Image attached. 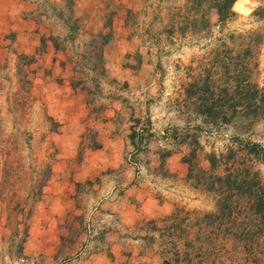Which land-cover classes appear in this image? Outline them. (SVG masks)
<instances>
[{"label": "rangeland", "instance_id": "374dc122", "mask_svg": "<svg viewBox=\"0 0 264 264\" xmlns=\"http://www.w3.org/2000/svg\"><path fill=\"white\" fill-rule=\"evenodd\" d=\"M143 1V7L125 13L142 30L137 50L124 56L132 71L115 78L104 70L96 50L104 35L90 38L77 30L81 23L74 21L76 15L87 7H74L72 0H0V264H264L263 221L241 208L231 215L233 221L225 215L204 217L216 211L218 192L206 189L207 174L198 171L221 175L227 167L245 166L264 182V163L245 150L247 142L264 146V115L253 107L226 109L230 95H248L241 93L245 80L264 93V0H234L222 19L214 5L219 0ZM47 46L68 54L75 63L71 85L86 93L78 135L70 132L71 110L46 108L53 99L48 92L53 88L45 81L51 69L41 57ZM141 62L147 69L135 77ZM139 80L154 81L141 84L142 89L148 85L149 97L126 95L128 85ZM236 83L238 93L231 94ZM221 86H227V93ZM200 97L226 102L212 114L229 119L206 121L196 111ZM108 98L119 101V111L135 107L142 116L131 129L142 131L144 146L133 156V147L122 148L124 165H135L151 149L158 161L165 150L175 156L165 165L163 160L135 169L128 181L134 192L149 190L159 203L169 199L171 211L130 228H122L111 209L127 187L120 177L123 165L90 180L74 178L84 142L90 149L99 147L95 118ZM131 121L121 118L117 128ZM62 125L66 133L60 131ZM151 128L162 146L148 147ZM191 153L187 178L183 157ZM209 153L216 156L213 169ZM57 159L72 161L58 167L68 171L65 182L60 172L51 176ZM168 163L174 171L167 173ZM68 186L74 193L61 196L58 188Z\"/></svg>", "mask_w": 264, "mask_h": 264}, {"label": "crops", "instance_id": "0c3cea01", "mask_svg": "<svg viewBox=\"0 0 264 264\" xmlns=\"http://www.w3.org/2000/svg\"><path fill=\"white\" fill-rule=\"evenodd\" d=\"M142 3H144L143 0H72V6L74 7H87L85 11H82L80 16L76 15L75 20L71 18V20L81 23V27H78L77 29L78 32L90 38L101 34L105 36V42L99 44L96 50L101 55L104 70H106V72L112 77H120L123 73H127L126 71H132L127 64H124L126 61L124 56L132 54L137 50L136 41L138 40H136V38H140L142 30L139 25L135 27V22L128 19L129 17H127L125 13L127 8H139ZM143 6L144 4L142 7ZM149 22L150 18L149 20H145L144 25L145 23L148 25ZM139 23L140 21L138 20V24ZM139 51L140 49L138 48V52ZM52 55H55V57L52 58ZM41 57L45 65L51 69L49 73L50 75H47L45 81H48L50 87L52 86L53 88V90L48 91L52 92L51 97H53V99L47 100L46 108L49 111L52 110V112L65 111L67 109L71 110L70 118H73L74 123H72L73 128L70 132L71 135H78V127H80L79 124L81 120L80 110L82 107L83 111L86 93L83 90L81 92L78 87H72L71 85V80L74 78V72L72 69L75 63L71 61L68 54L61 53L58 49H53L48 46L45 50L41 51ZM138 68L135 77H140V72L143 73L147 69V64L141 62L138 65ZM134 80L138 81V79ZM142 83L152 85L154 81L139 80V82L133 84V86L128 85L131 89L130 91L125 90L126 95L134 94L135 96L137 95L138 99L149 97L147 94L148 85H144V88L142 89ZM44 95L46 98L49 97L47 94ZM109 99L110 98L104 101H108ZM110 100L103 105V108L98 115L99 117L97 116L95 118L99 120L97 123L98 125L95 126L96 142L99 147L90 149L88 144L84 142V158L80 161L81 169L75 172L74 178L75 181L77 180L78 182L90 180L108 167L116 168L123 165V169L120 170V177L121 181L124 180V184L125 186L127 185V187H125V192L119 198L118 202L111 206V209L114 211L115 217L120 226L122 228H130L142 220L155 219L166 215L171 211V208L170 203L168 202L169 199H163L162 202L159 203V200H157L156 197L148 193L150 192L149 190L146 191L144 189H139L134 192L135 187L128 182L130 180L133 181L134 176L136 175L135 169H137L138 166L144 169L149 166H156L159 161L157 160V153L151 149L150 151H147V155H145L146 153L141 154L135 165L131 163H127V165L123 164L119 153L125 146L126 148H132L129 140V133L134 124L138 125L140 123L142 116H140L139 111L135 107L127 106L129 110L128 112H126L127 110L119 111V101ZM67 102L70 106L69 108L66 106ZM123 104L124 106L127 105L126 103ZM84 117L85 116H82V119ZM124 117L133 120V122H128L127 126L120 125V127L117 128L118 120ZM64 129L65 125H62L60 131L62 130L65 132ZM162 130L164 131L165 129ZM149 131H152L150 132V135L153 141L150 142L148 147H152V143H154V147H156V144L162 146L158 140L154 141V139H156V131L152 128L149 129ZM74 143L78 144V141H74ZM72 145L73 142H71V145L68 146V148H72ZM164 145H166V143ZM158 149L159 148L157 147L156 150ZM106 151H110L113 154L111 155L112 158L113 156L114 158L112 159L104 156V152ZM171 152L164 159V165L167 160L170 162L175 160V156H173ZM149 153L151 155H148ZM147 159H149V161ZM140 160L142 161V164H140ZM71 163L72 161H68V159H57L52 165L51 176L56 178L60 172L63 176L62 182H65L64 178L65 175L68 174V171L67 169L64 172L63 170L59 171L58 167H67L68 165H72ZM179 166L181 167V164ZM168 167L169 170H166L167 173L168 171H174L169 163ZM156 176L157 175H154L153 177ZM54 182H58V180H54ZM64 184L66 185V183ZM57 187L60 186L57 185ZM58 190L61 196H69L70 193H74L73 186H68V188H66L67 191L62 188H58ZM108 238L111 242L116 239L113 235H109Z\"/></svg>", "mask_w": 264, "mask_h": 264}, {"label": "trees", "instance_id": "16d2710c", "mask_svg": "<svg viewBox=\"0 0 264 264\" xmlns=\"http://www.w3.org/2000/svg\"><path fill=\"white\" fill-rule=\"evenodd\" d=\"M234 0H219L214 5L216 6V13L220 19L224 18L225 11H228L231 3ZM105 42V36L103 37ZM191 85V84H190ZM193 85V84H192ZM204 86V91L208 90L207 85ZM222 91L227 93V86H221ZM239 85L232 84L230 86V93H238ZM187 94V91L184 90ZM241 93L248 94L247 96H239L238 99H234L233 95H230L226 102L216 103L210 101L208 97H200V102L197 104L196 111L199 115L203 116L206 121H221L225 122L229 119L227 114H222L220 118L213 116L212 112L215 108H222L226 103V109L229 111L235 112L236 109H245L253 107L254 111H258L264 115V93L257 88V86L245 80L241 83ZM145 131V130H144ZM130 144L133 147V151L130 152V155L133 156L135 152H139L140 148L143 147L142 142H144V137L142 131H137L131 129L129 133ZM146 143V142H145ZM246 153L252 155L256 160L261 163H264V146H260L255 142H247L245 144ZM170 154L168 150L159 153L160 163ZM191 153L190 157H183V161L188 164V172L186 174L187 178H190L191 170ZM207 161L209 163L210 169H213L216 164V156L214 153H209L207 155ZM198 171L201 175L207 174L209 179L206 186L207 190H216L218 192L216 200V211L213 213L204 214V217L213 216L215 219H219V216H226L231 218V215L235 212L240 213V208L249 212V214L257 217L259 220L264 223V182L260 181L257 177L255 171H251L248 167H231L225 168L223 174H213L211 172L205 173L206 170L198 168ZM137 173V171H136ZM217 184V186H215ZM240 201H243L240 204ZM233 221L234 219L231 218ZM176 251V250H175ZM177 253V251H176ZM163 264H170L168 260H162Z\"/></svg>", "mask_w": 264, "mask_h": 264}]
</instances>
